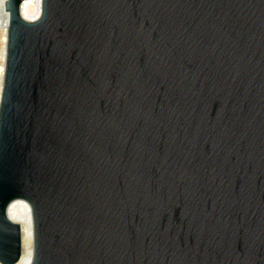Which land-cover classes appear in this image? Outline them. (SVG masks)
Masks as SVG:
<instances>
[{
    "label": "water",
    "instance_id": "95a60500",
    "mask_svg": "<svg viewBox=\"0 0 264 264\" xmlns=\"http://www.w3.org/2000/svg\"><path fill=\"white\" fill-rule=\"evenodd\" d=\"M7 0L0 264H264V0Z\"/></svg>",
    "mask_w": 264,
    "mask_h": 264
},
{
    "label": "bare ground",
    "instance_id": "6f19581e",
    "mask_svg": "<svg viewBox=\"0 0 264 264\" xmlns=\"http://www.w3.org/2000/svg\"><path fill=\"white\" fill-rule=\"evenodd\" d=\"M6 1L0 0V103L5 74L9 27V14L5 11ZM21 13L23 18L29 22L39 20L43 14V0H26L21 7ZM9 215L13 221L21 223L23 228V255L21 260L16 264H31L34 256L31 208L24 201H16L10 206Z\"/></svg>",
    "mask_w": 264,
    "mask_h": 264
}]
</instances>
